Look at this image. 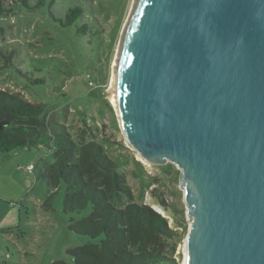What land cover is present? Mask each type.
Listing matches in <instances>:
<instances>
[{
    "label": "water",
    "instance_id": "1",
    "mask_svg": "<svg viewBox=\"0 0 264 264\" xmlns=\"http://www.w3.org/2000/svg\"><path fill=\"white\" fill-rule=\"evenodd\" d=\"M115 60L125 140L180 169L184 264H264V0H135Z\"/></svg>",
    "mask_w": 264,
    "mask_h": 264
},
{
    "label": "rangeland",
    "instance_id": "2",
    "mask_svg": "<svg viewBox=\"0 0 264 264\" xmlns=\"http://www.w3.org/2000/svg\"><path fill=\"white\" fill-rule=\"evenodd\" d=\"M0 1L12 8L18 0ZM35 1L30 0V5ZM47 1L52 17L46 8L17 7L0 17V66L5 65L0 67V88L19 91L29 101L45 105L51 120L63 124L77 141L86 129L85 138L93 137L117 163L132 201L158 210L157 205L175 231L166 241L173 262L158 264H182L190 219L179 185L180 169L169 161L149 163L132 149L103 90L110 87L133 0ZM70 5L82 9L78 25L85 24L83 34L57 21ZM11 49L13 57L5 59L3 55ZM51 152L45 145L0 152V264H53L57 260L70 264V249L99 241L69 228L70 219L87 216L91 206L65 211L64 183L54 194L52 209H43L47 186L37 174L44 162L52 161Z\"/></svg>",
    "mask_w": 264,
    "mask_h": 264
},
{
    "label": "trees",
    "instance_id": "3",
    "mask_svg": "<svg viewBox=\"0 0 264 264\" xmlns=\"http://www.w3.org/2000/svg\"><path fill=\"white\" fill-rule=\"evenodd\" d=\"M29 1L18 0L12 8L4 7L0 1V17L14 13L16 7L27 11L46 8L52 17L50 2L36 0L30 5ZM81 16L82 9L70 5L57 21L64 27L74 26L76 33L83 34L85 24L78 25ZM13 54L11 49L3 57L11 60ZM85 132L86 129L80 131L78 141L73 139L63 124L51 120L50 109L45 105L29 101L19 91L0 88V152L42 145L52 150V161L44 162L37 174L47 186L43 209H52L54 194L61 183L65 184V211L91 206L87 216L79 220L71 218L69 228L99 241L70 249V264L172 261L167 255L166 241L175 236V231L151 206L132 201V191L117 163L93 137L86 139ZM158 204L163 206L161 202ZM53 264L69 263L57 260Z\"/></svg>",
    "mask_w": 264,
    "mask_h": 264
},
{
    "label": "bare ground",
    "instance_id": "4",
    "mask_svg": "<svg viewBox=\"0 0 264 264\" xmlns=\"http://www.w3.org/2000/svg\"><path fill=\"white\" fill-rule=\"evenodd\" d=\"M135 3V0H133V4ZM133 4H132V6H133ZM131 9H132V7H131ZM130 12H131V10H130ZM129 15H130V13H129ZM128 18H129V16H128ZM128 18H127V20H126V23H127V21H128ZM125 26H126V24H125ZM117 52H118V50H117ZM116 61V60H115ZM114 67V66H113ZM110 84H111V82H110ZM110 96V95H109ZM111 98V99H110ZM110 100H112L111 102L112 103H114V100H113V98L110 96ZM142 162H145V161H143L142 160ZM156 208L158 209V211H160V212H162V209L160 208L159 209V207L156 205ZM186 254V250H185V245H184V256H186L185 255ZM185 263V258H184V260H183V262H182V264H184Z\"/></svg>",
    "mask_w": 264,
    "mask_h": 264
},
{
    "label": "built area",
    "instance_id": "5",
    "mask_svg": "<svg viewBox=\"0 0 264 264\" xmlns=\"http://www.w3.org/2000/svg\"><path fill=\"white\" fill-rule=\"evenodd\" d=\"M89 84H91V81H89Z\"/></svg>",
    "mask_w": 264,
    "mask_h": 264
},
{
    "label": "crops",
    "instance_id": "6",
    "mask_svg": "<svg viewBox=\"0 0 264 264\" xmlns=\"http://www.w3.org/2000/svg\"><path fill=\"white\" fill-rule=\"evenodd\" d=\"M4 220V219H3ZM9 228V227H8Z\"/></svg>",
    "mask_w": 264,
    "mask_h": 264
}]
</instances>
